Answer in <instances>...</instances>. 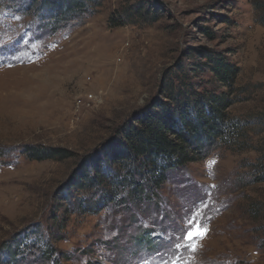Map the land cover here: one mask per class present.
<instances>
[{
	"label": "rangeland",
	"instance_id": "rangeland-1",
	"mask_svg": "<svg viewBox=\"0 0 264 264\" xmlns=\"http://www.w3.org/2000/svg\"><path fill=\"white\" fill-rule=\"evenodd\" d=\"M39 3L0 0V264L15 244L13 264H264V0H85L57 19ZM204 50L238 70L232 143L169 172L152 197L73 181L96 158L110 177L103 151L167 101L165 76L228 92ZM28 147L69 156L32 160Z\"/></svg>",
	"mask_w": 264,
	"mask_h": 264
},
{
	"label": "trees",
	"instance_id": "trees-1",
	"mask_svg": "<svg viewBox=\"0 0 264 264\" xmlns=\"http://www.w3.org/2000/svg\"><path fill=\"white\" fill-rule=\"evenodd\" d=\"M84 1L39 0V5L47 15L52 14L57 19L82 11L85 7ZM128 11L130 14L136 12ZM148 12L144 11L142 15L145 16ZM200 54L203 56L202 60H205L201 67L228 92L197 91L187 82L186 76L178 77L180 85L175 86L173 78L171 81L169 76H165V86L168 90L164 95L167 101L156 103L149 111H145L141 118L135 119L136 122L131 121L124 125L122 130H119L120 137L113 142L116 148L110 147L103 151V157L112 165L110 172L105 171L111 174L110 177L105 181L104 175L101 174V160L96 158L91 171L81 169L82 171L73 175V181L79 185L110 182L118 191L126 190V194L131 198L152 197L163 185L169 172L189 162L200 160L202 154L213 144H225L226 141L232 143L233 135L238 129L235 121L228 120L226 110L231 103L228 93L238 70L220 54L205 50ZM25 152L29 159L37 161L62 160L69 156L65 150L57 148L28 147ZM101 195L102 203L110 200L105 188ZM89 202L91 201L85 202L86 207L96 209L99 206L98 201L93 204ZM145 238L148 237L145 235ZM18 250V244H15L13 251H8L10 263L16 262ZM43 252L45 257L56 253L52 245Z\"/></svg>",
	"mask_w": 264,
	"mask_h": 264
},
{
	"label": "snow or ice",
	"instance_id": "snow-or-ice-1",
	"mask_svg": "<svg viewBox=\"0 0 264 264\" xmlns=\"http://www.w3.org/2000/svg\"><path fill=\"white\" fill-rule=\"evenodd\" d=\"M205 234H206V231L204 233H201L199 231V229H197V231L194 232V233L193 232H189L188 235H187V237H186V239L191 240V239H193L194 236H200L201 238H203V236Z\"/></svg>",
	"mask_w": 264,
	"mask_h": 264
}]
</instances>
